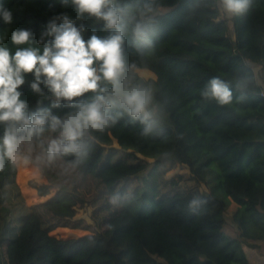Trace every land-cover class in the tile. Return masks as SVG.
I'll use <instances>...</instances> for the list:
<instances>
[{"label": "trees", "instance_id": "1", "mask_svg": "<svg viewBox=\"0 0 264 264\" xmlns=\"http://www.w3.org/2000/svg\"><path fill=\"white\" fill-rule=\"evenodd\" d=\"M161 2L171 10L161 17L154 48L141 55L126 45L127 59L156 76L144 78L135 70L137 82L151 88L159 106L158 129L141 136L142 125L129 123L124 116L104 134H94L91 153L79 167L62 161L40 172L45 182L30 180L38 196L53 193L28 206L11 226L15 232L6 238L7 264H251L243 245L255 247L264 241V84L253 69L259 64L264 71V0H253L248 13L231 17V24L214 0L192 14L188 13L192 0ZM0 6L13 13L11 25L0 19V39L12 50L18 46L10 41L11 28L31 29L39 38L54 13L64 10L75 16L60 0H0ZM76 23L86 26L85 39L93 31L106 35L102 22L85 16ZM214 76L232 87L231 105L220 106L200 95ZM244 77L249 83L242 93L236 85ZM32 79L31 73L26 74L21 98L30 110L50 107L54 97L43 85L44 96L34 93L29 86ZM240 96L242 100L237 99ZM70 110L63 101L52 108L61 116ZM114 141L122 150L152 161L118 159L96 169L105 146ZM166 164H185L196 185L160 194V169ZM25 168L19 167L17 179ZM15 174L16 169L6 163L0 190L14 184ZM131 176L139 180L125 197L95 194L97 183L112 186ZM181 179L178 174L167 183L176 187ZM113 197L119 199L113 203ZM222 198L236 204L230 218L237 234L223 229ZM86 204L92 206L97 231L67 238L49 233L56 224L45 225L43 214L64 220L69 206ZM5 226L3 221L1 232Z\"/></svg>", "mask_w": 264, "mask_h": 264}, {"label": "clouds", "instance_id": "2", "mask_svg": "<svg viewBox=\"0 0 264 264\" xmlns=\"http://www.w3.org/2000/svg\"><path fill=\"white\" fill-rule=\"evenodd\" d=\"M60 2L65 8L71 7L75 16L64 10L54 13L39 38L31 29L11 28L10 41L18 46L14 50L0 39V173L5 171L6 163L12 169L30 166L42 172L63 161L75 169L88 159L94 134H104L124 116L129 123L142 125L141 136L158 129L159 106L154 103L151 88L137 82V65L127 59L126 45L141 55L152 50L160 35L161 17L171 6L161 0ZM208 3L209 0H192L188 13ZM214 3L222 15L242 17L253 0ZM85 16L102 22L101 30L106 35L93 31L85 39L86 26L76 23ZM0 19L11 25L12 10L0 6ZM34 43L42 44V49L32 46ZM29 73L34 93L44 96L46 88L54 97L50 107L30 110L28 102L21 98L20 89ZM248 83L246 77L240 78L237 90L243 93ZM200 95L220 106L233 103L232 87L218 76L209 79ZM61 101L71 110L62 116L53 114L52 108L60 107ZM46 131L54 135L45 137ZM69 156L74 159L66 160ZM118 199L113 197L112 202Z\"/></svg>", "mask_w": 264, "mask_h": 264}, {"label": "rangeland", "instance_id": "3", "mask_svg": "<svg viewBox=\"0 0 264 264\" xmlns=\"http://www.w3.org/2000/svg\"><path fill=\"white\" fill-rule=\"evenodd\" d=\"M220 15L228 21V24L232 23L231 17L222 15L221 13ZM230 33L233 34V32ZM253 68L257 79H261L263 73L259 66L255 64L253 65ZM136 71L142 77L150 78L146 75L144 71H140V69H136ZM151 74L152 78L156 77L154 73L151 72ZM44 135L45 137H49L50 135L54 134H50L46 131ZM118 159H121L125 162H136L139 160L152 161L151 158H146L137 152L131 151L130 149L122 150L116 143V141H114L112 144L105 146L102 157L96 164V169L104 167L105 165ZM17 170L18 169H16L14 184H7L4 188L0 190V238L3 236V238H5V240L0 243V264H7L4 251L7 242L6 238L9 234L12 233V231L13 233L15 232L14 227L11 228V226L17 224L18 216L27 211L26 208L28 206L41 202L53 193L51 192L46 196H38V194L36 193V189L29 185L28 182L30 180L36 182L46 181V179L40 175V172L35 171L30 166H26V168L23 170V172L17 179ZM160 172V194L171 193L176 191H185L196 185L194 179L192 178L189 168L185 164H177L175 166H170L169 164H166L161 167ZM178 174H181L182 178L179 182V185L176 187L170 186L167 183L168 180L177 177ZM138 180L139 178L137 176H131L123 182L114 184L112 186H104L102 184L97 183L98 186L95 187L94 191L95 194L99 193L104 196L106 194L113 193L119 197H125L133 190V188L138 183ZM200 187H202L201 184L199 185V188ZM222 199L226 203L224 207L225 224L223 226V229L226 233L231 234L233 233L230 218L232 207L228 203L226 198ZM91 210L92 206L90 204H86L83 206H69L67 210V215L64 217V220L66 222H64V220L62 219H56L46 214H43V219L45 221V225L56 224L52 229L49 230V233L51 235L62 238L75 237L86 233H93L98 230L94 220L90 216ZM3 221L7 223V226H5L7 229L4 228V231L1 232V225ZM74 222L77 224L74 225Z\"/></svg>", "mask_w": 264, "mask_h": 264}, {"label": "crops", "instance_id": "4", "mask_svg": "<svg viewBox=\"0 0 264 264\" xmlns=\"http://www.w3.org/2000/svg\"><path fill=\"white\" fill-rule=\"evenodd\" d=\"M257 66H259V68L261 69V65L258 64ZM136 69H140V71H144L147 76L152 78L151 70L147 68H136ZM261 71L263 73L261 76L262 78L258 80L256 77V79L258 82L264 84V71L263 70ZM201 185H202V187H200L201 190H207L204 184H201ZM229 204L231 205L232 207L231 210L233 211L234 208L236 207V204L232 200L229 201ZM232 229H233V234H237V230L234 227V225H232ZM243 249H244L246 256L250 260L251 264H264V241L258 242V246H255V247L244 244ZM4 251H5V248H4Z\"/></svg>", "mask_w": 264, "mask_h": 264}, {"label": "built area", "instance_id": "5", "mask_svg": "<svg viewBox=\"0 0 264 264\" xmlns=\"http://www.w3.org/2000/svg\"><path fill=\"white\" fill-rule=\"evenodd\" d=\"M231 32H233L232 29H231Z\"/></svg>", "mask_w": 264, "mask_h": 264}]
</instances>
